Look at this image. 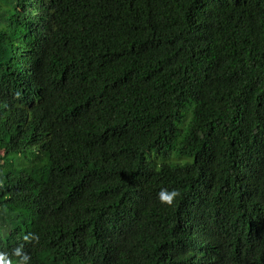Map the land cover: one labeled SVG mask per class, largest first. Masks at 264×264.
<instances>
[{
  "label": "trees",
  "instance_id": "16d2710c",
  "mask_svg": "<svg viewBox=\"0 0 264 264\" xmlns=\"http://www.w3.org/2000/svg\"><path fill=\"white\" fill-rule=\"evenodd\" d=\"M1 159L0 264H264V0H0Z\"/></svg>",
  "mask_w": 264,
  "mask_h": 264
},
{
  "label": "rangeland",
  "instance_id": "374dc122",
  "mask_svg": "<svg viewBox=\"0 0 264 264\" xmlns=\"http://www.w3.org/2000/svg\"><path fill=\"white\" fill-rule=\"evenodd\" d=\"M150 154L153 155V152H150L146 156V160L153 163L155 162H166L169 164H185L192 161V157L187 155H180L172 153L169 157H163L162 155L154 154L153 157H150ZM26 157V155H24ZM168 158V159H167ZM0 163H3V159L0 160Z\"/></svg>",
  "mask_w": 264,
  "mask_h": 264
},
{
  "label": "clouds",
  "instance_id": "9594fccd",
  "mask_svg": "<svg viewBox=\"0 0 264 264\" xmlns=\"http://www.w3.org/2000/svg\"><path fill=\"white\" fill-rule=\"evenodd\" d=\"M177 195V192L175 190H172L171 192H165L164 190H161L160 193L158 194L159 199L166 203V204H171L173 201V198ZM27 259V257H25Z\"/></svg>",
  "mask_w": 264,
  "mask_h": 264
}]
</instances>
